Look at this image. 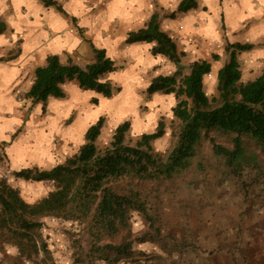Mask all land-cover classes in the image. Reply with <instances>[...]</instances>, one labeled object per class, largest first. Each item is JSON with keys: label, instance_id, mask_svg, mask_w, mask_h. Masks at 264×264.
I'll use <instances>...</instances> for the list:
<instances>
[{"label": "clouds", "instance_id": "obj_1", "mask_svg": "<svg viewBox=\"0 0 264 264\" xmlns=\"http://www.w3.org/2000/svg\"><path fill=\"white\" fill-rule=\"evenodd\" d=\"M63 13L54 4L47 6L42 0H0V18H3L11 35L0 33V49H12L19 43L20 55L14 61L0 62V151L10 162L9 173L32 170L52 172L67 164L69 158L80 154L89 144L88 131L104 119L110 132L106 145L114 143L117 130L125 123L129 135L138 141L144 135H156L161 122H165V137L172 136L169 122L176 119L174 109L180 101L176 91L149 92L153 81L161 76H172L176 64L165 53L155 51L160 47L156 39L131 40L147 33L157 6L170 13H177L183 0H57ZM71 9V10H70ZM179 20H171L161 26V31L178 32L185 50L193 52L195 62L204 45V53L223 58L225 38L227 43L240 41L234 35L247 29L244 42L254 47L241 52L244 75L240 83L247 85L252 73L264 74V47L255 46L264 39V0H196V7L181 14ZM69 18H74V23ZM253 21L249 26L247 22ZM172 37H170L171 39ZM86 41L103 59L112 63L113 70L101 72L95 77L96 85H108L111 95L97 88H81L79 83L67 81L57 87L66 95L49 94L47 105L38 101L33 107L31 99H17L12 94V84L20 67L36 62L34 52L40 53L39 66L46 67L47 55L61 57L59 63L70 67L69 58ZM6 53L0 51V58ZM88 61L79 64L87 71ZM19 66V67H18ZM225 64L220 60L201 76L203 94L215 97L219 85V72ZM27 75V73H25ZM36 83L27 81V90ZM31 109V111H29ZM27 118H24V113ZM19 132L16 140L13 135ZM153 141L157 152H166L168 144ZM73 147L70 149L68 145ZM134 146V145H133ZM114 150V149H113ZM0 180L13 190L19 189V197L27 205L37 199L48 198L59 189L55 180L26 182L15 176L3 174ZM33 185L36 192L33 191ZM28 193H33L30 198ZM12 250H15L14 248Z\"/></svg>", "mask_w": 264, "mask_h": 264}, {"label": "trees", "instance_id": "obj_2", "mask_svg": "<svg viewBox=\"0 0 264 264\" xmlns=\"http://www.w3.org/2000/svg\"><path fill=\"white\" fill-rule=\"evenodd\" d=\"M194 7L195 0H183L179 12ZM130 35L129 43L143 38L158 40L160 47L155 51L165 53L178 68L170 77L155 79L149 89L177 93L180 103L174 111L181 126L175 145L163 156L153 153L151 142L163 136V122L156 135L146 134L134 146L125 144L124 135L129 129L125 123L117 130L114 143L100 150L96 139L103 123L101 118L87 133L89 144L79 155L69 158L66 165L52 172L33 168L14 173L25 181L55 180L59 190L48 198L41 197L34 205H27L20 199L18 189L13 190L6 180H0V235L17 247V259L31 260L33 254L41 253L44 258L35 264H53L47 241L41 235L42 219L46 217L82 225L91 260L111 263L125 259L131 255L134 242L138 244L160 234L158 229L159 233L148 239H142L146 237L143 234L132 236L134 216L151 227L156 215L147 206L142 188H166L174 181L180 185L183 176L192 170L212 172L214 166L212 174L239 180L247 193L250 184L242 181V176L250 168L264 189V74L246 86L238 84L241 76L236 53L249 50L251 45L227 44L229 61L219 72L217 95L206 98L201 76L210 71L211 63L195 61L189 65V72L183 74L182 53L159 29L155 15L147 33ZM94 52L95 60L88 64L87 71L70 62V67L62 66L57 56L47 57V66L35 69L36 83L25 98L35 104L45 102L49 94L63 97L57 84L69 80H76L81 88H97L111 95L108 85H96L94 80L101 72L113 70L112 63L103 59V52ZM217 59L213 55V60ZM205 148L209 149L210 164L209 157L202 154ZM28 195L32 198L33 193Z\"/></svg>", "mask_w": 264, "mask_h": 264}, {"label": "crops", "instance_id": "obj_3", "mask_svg": "<svg viewBox=\"0 0 264 264\" xmlns=\"http://www.w3.org/2000/svg\"><path fill=\"white\" fill-rule=\"evenodd\" d=\"M42 2L46 6L54 4L57 11L63 13V6L57 0H42ZM184 12L170 13L157 6L153 15L157 17L161 30L164 23L181 19V14ZM63 14L67 17V13ZM69 19L74 23V18ZM247 23L250 26L253 21ZM0 33L11 35V30L7 29L3 18H0ZM164 33L172 37L171 40L174 42L177 52L182 53L180 57L182 72L187 74L191 64L189 61L193 59L194 53L185 50L186 46L181 43L182 38L178 32L168 31ZM246 34V28L234 33L240 41L238 44H249L251 45L249 50H251L254 45L244 42ZM86 44V47H82L69 58L71 64L79 66L84 61H88V64L94 62L95 48L91 46L90 41H86ZM227 44L229 43L225 38V47ZM255 46L264 47V39ZM197 47L201 51V56H197L195 61L205 60L209 61L211 65L217 60L224 64L229 61V53L226 50L223 58L218 56L217 60H213L215 52L207 55L204 53V45L198 43ZM0 51L6 53L4 57L0 58V62L14 61L20 55L19 43L15 48L0 49ZM245 51L236 53L241 76L244 75V64L238 57L241 52ZM32 55H35L36 62L20 67L19 75L13 81L12 94L19 93L16 96L17 99H26L27 81L34 79L35 69L40 67V53L34 52ZM49 56L51 55H47V57ZM58 58L60 61L61 57ZM259 75L252 73L249 81L254 80ZM69 81L77 83L76 80ZM63 94L64 97L66 94ZM47 102L48 100L44 102L45 106ZM34 106L35 104H33ZM24 118H27L26 112ZM20 131L23 129L18 130L17 134L13 135V140H16ZM104 135L106 136V134ZM104 135L103 130H100L96 143L97 140L105 138ZM68 147L71 149L73 146L69 144ZM9 167L8 156L0 151V170L5 175L14 176L15 172L9 173ZM17 180L19 179L17 178ZM232 180L238 182L239 189H231V185H234ZM242 181L250 184L247 193L241 189L239 180L228 177L220 179L218 183H222L223 188L213 192L212 200L208 205L202 202L204 198L200 190H187L185 192L179 191L180 194L185 195V199L182 201L171 199L170 205L154 206L153 213L158 217L160 234L136 244L132 249L131 256L120 261L124 264H128L126 262H130V264H264V199H262L264 198V189L261 188V180L255 176V171L250 168L244 170ZM26 182L31 183L32 181ZM256 185L259 186V190L255 187ZM33 188L35 189V185ZM95 264L105 263H98L97 261ZM114 264H119V261Z\"/></svg>", "mask_w": 264, "mask_h": 264}, {"label": "rangeland", "instance_id": "obj_4", "mask_svg": "<svg viewBox=\"0 0 264 264\" xmlns=\"http://www.w3.org/2000/svg\"><path fill=\"white\" fill-rule=\"evenodd\" d=\"M163 124L165 132V122H163ZM180 126L181 123L178 119L169 122V127L172 130V136H162L159 140L160 145H164L165 143H167L168 148L166 152H157L155 151L153 143L151 142V148L154 154H159L163 156L173 148L176 142V136L179 132ZM101 130H103V135L106 134V136L104 135L103 137L105 138L97 140L96 145L97 148L100 150L108 146L105 144V141L109 140L111 135L104 119L101 126ZM124 143L131 146L135 145L136 143V140H133V138L129 135V131H127L124 135ZM202 154L206 157H209V149L205 148ZM209 161L210 162H208V164L211 163L212 159H210ZM213 167L211 168L212 172ZM212 172L204 171V173H199L197 170H192V172H189L183 176V180L182 182H180V185H177V181H174L172 184L166 186V188L164 187V185L157 186V189H154L155 187L149 188V186L147 185L144 186L142 189L145 195L147 206L153 210L154 206L167 204L170 205L169 202L171 201V199L182 201L185 199V195L180 194V192H185L187 190H200L204 198V201L202 202L208 205L210 203V200H212L211 196L213 192L217 190L220 191L223 188L222 183H218L221 177L217 178V176L220 175L212 174ZM232 181L234 182V185H231V189H239L240 187L239 184H237L238 182H235L234 180ZM255 187L259 190L258 185H256ZM261 188L263 189V186H261ZM36 191L38 190H35V192ZM32 198H34L33 195ZM150 213L153 214L152 212ZM42 222L43 226L41 229V235L47 241L48 248L51 252V256L53 259V264H95L97 262L91 260L88 257V241L87 236L84 233V230L82 229V225L72 224L69 221H63L61 219L53 217L43 218ZM134 225L135 227L132 230L133 237H140L143 234L146 235V237H142V239H148L151 236H155V234L159 233L157 215H155L154 223L151 227L148 226L146 222L140 223L139 218L137 216H134ZM136 244L137 243L134 242L133 247ZM13 248L15 250H12ZM130 256L131 255H127L125 258ZM41 258H44V256L41 253H38L37 255L33 254L31 260L17 259V247L12 242L5 241L4 238H2L0 235V264H35ZM101 262L105 264L117 263V261H113L111 263H107L104 260L98 261V263ZM126 263L130 264V262Z\"/></svg>", "mask_w": 264, "mask_h": 264}, {"label": "built area", "instance_id": "obj_5", "mask_svg": "<svg viewBox=\"0 0 264 264\" xmlns=\"http://www.w3.org/2000/svg\"><path fill=\"white\" fill-rule=\"evenodd\" d=\"M119 264H123V262L122 261H119Z\"/></svg>", "mask_w": 264, "mask_h": 264}]
</instances>
